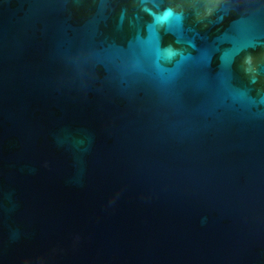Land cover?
<instances>
[{"label": "water", "instance_id": "obj_1", "mask_svg": "<svg viewBox=\"0 0 264 264\" xmlns=\"http://www.w3.org/2000/svg\"><path fill=\"white\" fill-rule=\"evenodd\" d=\"M0 264H264V0H0Z\"/></svg>", "mask_w": 264, "mask_h": 264}]
</instances>
